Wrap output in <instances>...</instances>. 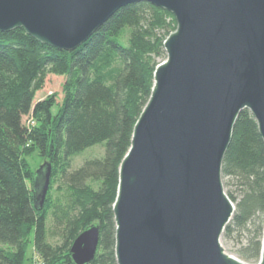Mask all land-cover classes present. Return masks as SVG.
<instances>
[{
	"label": "water",
	"instance_id": "1",
	"mask_svg": "<svg viewBox=\"0 0 264 264\" xmlns=\"http://www.w3.org/2000/svg\"><path fill=\"white\" fill-rule=\"evenodd\" d=\"M137 3L169 12L176 29L119 165L116 264H247L221 245L235 210L221 168L243 110L264 145V0H0V32L21 28L73 51ZM50 176L47 162L34 173L36 210ZM99 237L98 225L79 233L69 249L74 264L93 262ZM256 264H264V228Z\"/></svg>",
	"mask_w": 264,
	"mask_h": 264
},
{
	"label": "trees",
	"instance_id": "2",
	"mask_svg": "<svg viewBox=\"0 0 264 264\" xmlns=\"http://www.w3.org/2000/svg\"><path fill=\"white\" fill-rule=\"evenodd\" d=\"M175 29L172 14L137 3L120 9L73 51L44 45L21 28L0 32V264H23L31 235L39 262L74 264L69 249L91 225L99 226L100 237L90 264H116L112 205L119 165L158 60L166 58L163 43ZM47 74L66 77L55 113L54 97L34 103ZM96 145L103 154L70 172L71 158ZM34 152L51 164L40 210L33 207L34 172L26 160ZM221 175L235 193L226 192L235 210L221 238L238 236L239 259L256 264L264 228V145L248 110L234 124ZM58 177L67 186L63 201L52 196ZM49 217L59 231L57 245L48 242Z\"/></svg>",
	"mask_w": 264,
	"mask_h": 264
},
{
	"label": "rangeland",
	"instance_id": "3",
	"mask_svg": "<svg viewBox=\"0 0 264 264\" xmlns=\"http://www.w3.org/2000/svg\"><path fill=\"white\" fill-rule=\"evenodd\" d=\"M127 37H128V33L124 32L122 41L125 45L127 44V40H126ZM162 61L163 60L161 59L158 60L159 63ZM65 82H66V77L64 76L47 74L44 79L43 87L40 90H38L35 94L34 103L39 100H43L49 96L54 97L56 106L53 107L52 112L55 113L63 97L62 88ZM103 151L104 149L101 146L96 145L91 148H88L86 152L78 156L72 157L71 162H70L69 171L71 172L77 169L78 167H80L82 163L84 162V160L87 158L101 156L103 154ZM26 160L30 166L31 171L34 172L35 174L39 171L40 167L45 162V160L39 157L36 152L28 155ZM222 184H223L225 193L226 192L234 193V186L232 185L230 180L222 178ZM66 187L67 186H66L65 179L58 177L52 188V196L54 198H58L60 201H63L64 200L63 195L66 192ZM47 228H48V242L52 245H57L58 243H60L59 231H56V228H54V223L51 217L48 218ZM237 239L239 240L238 236H237ZM237 239L234 238L231 240H224L221 238V245L223 246L227 254L239 259V256L237 254V250L239 248ZM30 241L31 243L29 244L27 248L26 256H25V260L23 264H37L39 262L37 256L34 254V251H33L32 235L30 236ZM39 263L42 264V262H39ZM247 264H255V263L248 262Z\"/></svg>",
	"mask_w": 264,
	"mask_h": 264
},
{
	"label": "built area",
	"instance_id": "4",
	"mask_svg": "<svg viewBox=\"0 0 264 264\" xmlns=\"http://www.w3.org/2000/svg\"><path fill=\"white\" fill-rule=\"evenodd\" d=\"M30 124H33V122L31 121ZM37 264H40V263H37Z\"/></svg>",
	"mask_w": 264,
	"mask_h": 264
}]
</instances>
